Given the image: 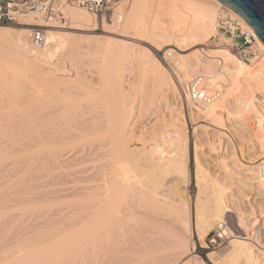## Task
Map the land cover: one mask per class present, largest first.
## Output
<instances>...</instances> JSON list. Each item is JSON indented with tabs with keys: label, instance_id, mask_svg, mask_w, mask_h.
<instances>
[{
	"label": "bare ground",
	"instance_id": "1",
	"mask_svg": "<svg viewBox=\"0 0 264 264\" xmlns=\"http://www.w3.org/2000/svg\"><path fill=\"white\" fill-rule=\"evenodd\" d=\"M127 4L115 11L119 22L100 24L68 4L63 25L32 17L17 28L0 25V264H111L114 255L118 264H167L191 255L192 220L202 246L226 223L229 249L208 252L211 264H264L243 217L235 215L237 230L229 225L225 188L215 178L207 186L196 145L192 215L184 125L201 118L220 131L227 120L240 122L256 160L234 158L244 175L238 184L264 197L255 165L264 157V107L256 98L264 99V46L217 0ZM221 10L256 37L262 54L249 64L220 46L201 48ZM32 26L47 28L41 48L30 45ZM150 43L170 48V66L143 46ZM199 76L220 96L186 106L184 89ZM168 94L181 103L166 104L163 116ZM44 171L48 180L38 182ZM65 180L71 191L57 187Z\"/></svg>",
	"mask_w": 264,
	"mask_h": 264
},
{
	"label": "rangeland",
	"instance_id": "2",
	"mask_svg": "<svg viewBox=\"0 0 264 264\" xmlns=\"http://www.w3.org/2000/svg\"><path fill=\"white\" fill-rule=\"evenodd\" d=\"M132 0H128L127 8L130 6ZM71 5V4H69ZM66 24L65 20L61 22V25ZM13 28H17V26H9ZM47 29V28H45ZM213 37V36H212ZM210 38L204 45L201 46L203 49H213L217 46H220L222 49H227L231 53L234 54L233 49L234 47L232 46V42L230 40L225 41L221 40V36L218 37L217 39L213 40V38ZM226 38V37H225ZM228 39V38H227ZM145 48L150 50L162 63L164 66L167 67L170 66V60L166 59L164 56L166 50L170 48H159L156 46H153L151 43L150 44H144L143 45ZM152 46V47H151ZM155 48V49H154ZM194 50V49H193ZM191 50V51H193ZM191 51L187 52L186 54L190 53ZM253 59V58H252ZM251 60V59H250ZM246 62V63H250ZM169 61V62H168ZM170 94L167 95L166 101L162 103L161 105L163 108L160 106V110L162 112L163 116H167L168 114V107H166V104H170L169 108H173L174 106H179L178 102L181 103V101H178V99L173 100L171 97H168ZM169 98V99H168ZM257 100H262V96L256 95ZM168 99V101H167ZM181 100V99H180ZM40 104V102H39ZM182 106V105H181ZM167 109V111H166ZM196 113L195 109L193 110L192 108L190 109V115H193ZM196 118V117H194ZM192 118V119H194ZM154 121V120H152ZM191 123V124H190ZM195 124V125H194ZM240 124V122L235 121V120H227L225 123V128L223 130H218L215 128L213 125H211L208 122H202L201 118H197L195 120L186 121L184 122V125L187 126V134H188V162L187 166L189 169V174H190V180L188 182V185H186V191L190 196V204H191V210H192V215H193V203L195 199V195L197 194V187L195 184V167H194V145H196L197 148V154L199 157V162L201 164L202 170L204 171L205 174V181H208L207 186H209V181L210 178H215L221 186H224L225 188V196L226 197V203L227 205L232 209L233 213H230L229 216V225L236 227V219L235 215H240L243 217L244 223L247 226V231L250 236H252V240L264 248V197L263 194L262 196L260 195V190L257 189V187L252 186L251 189L246 187L240 186L238 184V181L241 179H244V175H242L241 171L236 170L235 168V160L234 158L237 157L242 163L248 164L252 163L256 160L254 153L252 152V149L250 147V141L251 140V135L249 134V131L247 129L242 130L241 126L235 125ZM194 125V126H192ZM185 126V127H186ZM199 128V130L196 132V134L190 133L189 130H193L194 127ZM203 128H206L203 129ZM226 129V130H225ZM239 129V130H238ZM205 130V131H204ZM204 131V132H203ZM245 131V132H244ZM222 133V134H221ZM244 133V134H243ZM225 134V135H224ZM249 135V136H248ZM225 136V137H224ZM211 143H214V146L218 151L212 152L211 151ZM241 149L243 151V154L239 152L238 149ZM256 165V163H255ZM69 172H72V168L70 170H66ZM65 169H61L59 173L61 175L63 172H66ZM44 173L43 176L45 175V178L39 180L38 182L41 181L44 182L45 180L47 181L48 178L46 177V173ZM243 177V178H242ZM175 179L177 180L176 177L171 176L170 180ZM178 181V180H177ZM244 181V180H243ZM66 182V184H65ZM206 186V187H207ZM57 187L59 188H67L68 190H72V181L71 180H65L61 182ZM255 189V190H254ZM252 190V191H251ZM206 191L204 187V192ZM259 191V192H258ZM72 200V197H68ZM66 198V199H68ZM65 199V200H66ZM68 199V200H70ZM65 206V205H64ZM67 210V208H65ZM193 220H192V227H191V240L193 242V248L191 250V257H184L182 259H174V261H170L167 264H182L185 260H188L189 264L192 263V259L196 260V262L201 259L204 264H211L209 260L207 259V254L208 252L214 251L216 254L224 252L229 249L230 243L227 240L225 245L218 249H213L209 248L206 249V244L204 240V245L200 244L197 239H196V230ZM237 230V227H236ZM258 242V243H257ZM227 252V251H226ZM258 253V252H257ZM193 256V257H192ZM256 256L257 260L264 262L262 258V254L258 253ZM119 257V256H118ZM117 255L109 257L110 261L113 262L111 264H118V258ZM199 258V259H198ZM112 259V260H111ZM191 259V261L189 260ZM116 260V261H115ZM106 263L104 262L103 264H107V260L105 259ZM241 264V262H239ZM238 263V264H239Z\"/></svg>",
	"mask_w": 264,
	"mask_h": 264
},
{
	"label": "built area",
	"instance_id": "3",
	"mask_svg": "<svg viewBox=\"0 0 264 264\" xmlns=\"http://www.w3.org/2000/svg\"><path fill=\"white\" fill-rule=\"evenodd\" d=\"M123 0H0V25L18 26L21 19L32 17L42 22L64 21L61 8L74 4L93 15L98 23L120 21L115 11ZM46 29L42 26H32L29 42L32 47L41 48L46 42ZM223 36L229 38L234 47L233 52L238 59L249 62L260 56L262 49L258 46L256 37L250 30L243 29L237 20L231 18L228 12L221 10L215 28L213 40ZM220 91L206 85L203 77H196L189 82L183 92L185 104L192 107H202L218 99ZM264 107V99H262ZM256 174L264 181V157L256 164ZM226 223H219L205 238L206 249H218L227 242L225 235Z\"/></svg>",
	"mask_w": 264,
	"mask_h": 264
},
{
	"label": "water",
	"instance_id": "4",
	"mask_svg": "<svg viewBox=\"0 0 264 264\" xmlns=\"http://www.w3.org/2000/svg\"><path fill=\"white\" fill-rule=\"evenodd\" d=\"M239 16L264 46V0H217Z\"/></svg>",
	"mask_w": 264,
	"mask_h": 264
}]
</instances>
